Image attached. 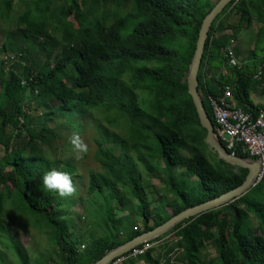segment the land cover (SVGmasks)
I'll return each mask as SVG.
<instances>
[{
    "label": "trees",
    "instance_id": "1",
    "mask_svg": "<svg viewBox=\"0 0 264 264\" xmlns=\"http://www.w3.org/2000/svg\"><path fill=\"white\" fill-rule=\"evenodd\" d=\"M60 1L65 7L58 13L53 6ZM219 1L0 0V19L5 24L13 22L19 2L25 6L17 29L0 49L1 57L9 56L8 66L0 63V242L4 238L13 242L21 264H30V257L9 236L8 203L20 214L16 213L18 218L32 215L51 229L61 264L86 258L95 263L166 220L245 182L247 170L220 162L215 153V161L208 156L213 151L205 142L207 132L187 87L201 27ZM232 16L238 19L227 27L232 36L217 38ZM254 25L259 30L249 56L253 66L243 73L233 47L238 36ZM229 49L239 66L230 65ZM31 75L34 81L23 87ZM227 87L237 108L253 116L264 112V106H255L251 99L252 92L264 96V0H234L209 31L198 92L215 128L207 100L222 99ZM28 95L49 112L40 131L32 129ZM52 102L57 105L54 110ZM97 108L116 115L113 124H121L124 136L102 129L96 141L94 160L100 173L89 174L87 193L97 209L86 214L89 226L101 229L102 236L89 235L81 251L69 233L71 218L60 211L62 205L75 203L61 195L76 168L68 162L65 177H60L59 162L48 163L39 147L53 149L56 137L49 124L55 111L65 116L69 111L74 115L76 109ZM144 174L163 184L173 200L154 208L140 195ZM114 200L120 207L137 200L134 211L141 225L131 217L112 216ZM121 234L125 239L120 240ZM169 235V241L158 248L119 264H264V177L242 197L185 220L149 244ZM211 248L217 255L214 262L204 258ZM0 258L4 262L1 254Z\"/></svg>",
    "mask_w": 264,
    "mask_h": 264
},
{
    "label": "rangeland",
    "instance_id": "2",
    "mask_svg": "<svg viewBox=\"0 0 264 264\" xmlns=\"http://www.w3.org/2000/svg\"><path fill=\"white\" fill-rule=\"evenodd\" d=\"M218 1V0H215ZM65 4L60 1L53 8L59 13ZM25 6L23 3H18L15 8V16L13 17V22L5 24L0 19V49L3 47L7 41L9 34L17 29L16 22L18 18L24 13ZM111 20L108 21L110 23ZM28 49H32V45L28 46ZM260 55V53H258ZM1 57V56H0ZM1 57L0 63L2 62ZM25 63V62H24ZM244 66L243 73H248L249 67L253 66V63L248 58H244L241 61ZM145 99L142 97V100ZM251 99L255 106H264V96L261 93H251ZM27 105H30L32 117L34 118V125L32 129L35 131H40L42 129L43 123L47 119L49 112L42 107L41 103L34 100V96H27ZM56 103L52 102L51 107L56 108ZM144 108V106H142ZM86 110H75L74 115L72 112H67L62 115L60 112L53 113V121H50L49 128L53 132V136L56 139L53 141V149H48L45 147H39L43 153V159L48 163L54 164L59 162V175L60 177H65L63 169L66 167L67 163L70 162L75 166L76 172L74 175L68 176L73 179L65 188H63L64 193L62 197L68 196L66 200L68 202L75 200L74 204L62 205L60 208L64 210L67 214V218H71L69 233L72 237V241L77 242L78 248L83 251L85 247L86 239H88L92 233L96 239L102 236V230L99 228H92L90 225V219L87 216L88 213L92 214L97 206L94 200H89L88 191V180L89 174L100 173V167L94 160L95 152L98 148L97 140L102 136V129L117 134L121 137L124 136L123 130L120 128L119 124H113L115 114L104 113L102 109L97 108L91 112ZM112 122V123H110ZM117 128H115V126ZM25 134L22 135L24 139ZM22 140V139H21ZM107 147H116L113 144L107 145ZM117 148V147H116ZM121 151L117 150L116 155L121 156ZM131 158H135L133 154H129ZM208 156L215 161L214 152L209 151ZM3 157V152H0V158ZM212 162V161H211ZM254 163V162H252ZM137 167V172L142 173V167L138 162H135ZM50 178V177H48ZM69 178V179H70ZM140 195L144 197L148 202L152 204L154 208H158L161 204H167L173 200V195L166 192V188L157 179H152L145 174L142 176V184ZM60 196V195H59ZM60 196V197H61ZM61 197V198H62ZM89 202H84L86 200ZM130 199V196H127ZM137 200L133 201L127 206L120 207L118 202L114 200L112 206H115L116 213L111 214L115 217L127 218L131 217L137 220L138 224L141 222V218L136 215L134 207L137 206ZM117 205V207H116ZM119 206V207H118ZM86 210V212H85ZM165 212L167 214L171 213L170 208H166ZM16 213L20 214L14 210V207L8 203V231L9 236L20 243L24 251L30 257V264H61L59 258V251L53 242L52 236L53 232L48 229L46 225H41L39 220L34 216L24 217L22 219L18 218ZM87 213V214H86ZM171 236H167L162 242L156 244L158 248L165 241H169ZM125 239L124 235H120V240ZM13 242L7 240V238L2 239L0 242V254L4 257V262L0 258V264H21L16 251L12 247ZM159 250V249H156ZM162 253L163 252H159ZM207 260L215 261L217 258L214 249H209L204 252V258ZM76 264H93L89 258L83 259ZM144 264V263H140Z\"/></svg>",
    "mask_w": 264,
    "mask_h": 264
},
{
    "label": "water",
    "instance_id": "3",
    "mask_svg": "<svg viewBox=\"0 0 264 264\" xmlns=\"http://www.w3.org/2000/svg\"><path fill=\"white\" fill-rule=\"evenodd\" d=\"M233 1L234 0H220L218 4L214 7L212 12L204 20L199 33V38L196 45V51L189 68V73L187 77V87H188V93L192 98L194 107L198 114L200 125L207 132V138L205 141L207 146L216 154L217 159L220 162H224L235 168L247 170L249 172L248 177L246 178L245 182L236 189L229 191L213 200L207 201L205 203L199 204L197 206L191 207L181 212L180 214L172 217L169 221H166L162 225L154 228L153 230L143 233L135 237L131 241L108 252L100 260L96 261L93 264H111L115 259L122 256L124 253H127L132 248L142 243L153 241L156 238L163 236L164 234L168 233L172 228H174L176 225L184 222L185 220H188L192 217L201 215L208 211L215 210L226 204H229L230 202L242 197L251 188L257 175L253 173L252 167H255L258 173V169H259L258 165L256 163L243 160L238 156H236L235 154L228 153L224 149V147L216 140L213 124L205 111L203 101L198 92V75L200 72L209 31L213 23L216 21V19Z\"/></svg>",
    "mask_w": 264,
    "mask_h": 264
},
{
    "label": "built area",
    "instance_id": "4",
    "mask_svg": "<svg viewBox=\"0 0 264 264\" xmlns=\"http://www.w3.org/2000/svg\"><path fill=\"white\" fill-rule=\"evenodd\" d=\"M227 59L232 67L238 63L234 58L232 50L227 51ZM9 56H5L2 62L8 66ZM35 76L23 81L22 86H29ZM208 103L212 110L213 119L216 123L215 138L224 149L237 156V152L246 155L251 162L258 165V173L252 188L257 186L264 177V112L255 116L244 112L231 103V89L225 88L224 96L220 100L208 97ZM152 241L142 243L141 248H132L127 254L120 256L114 264H119L127 259H137L144 255L156 244H149ZM141 245V244H140ZM139 246V245H138Z\"/></svg>",
    "mask_w": 264,
    "mask_h": 264
},
{
    "label": "crops",
    "instance_id": "5",
    "mask_svg": "<svg viewBox=\"0 0 264 264\" xmlns=\"http://www.w3.org/2000/svg\"><path fill=\"white\" fill-rule=\"evenodd\" d=\"M238 19L232 16L229 21L225 24L224 29L226 30L224 33L217 35L219 38L221 35L226 34L227 36H232V33L227 29L229 25H233L237 23ZM259 27L254 25L250 30L242 32L237 41L235 42L234 49L236 53V58L240 62L244 58H248L250 54L255 50L256 38ZM144 263L143 261L137 262L136 264ZM145 264V263H144Z\"/></svg>",
    "mask_w": 264,
    "mask_h": 264
},
{
    "label": "bare ground",
    "instance_id": "6",
    "mask_svg": "<svg viewBox=\"0 0 264 264\" xmlns=\"http://www.w3.org/2000/svg\"><path fill=\"white\" fill-rule=\"evenodd\" d=\"M238 66H239V64H238ZM231 87V86H230ZM213 128H214V132H215V127L213 126ZM6 154V153H5ZM247 161H250L251 162V160L249 159V160H247ZM252 167V166H251ZM252 170H253V173L256 175L257 174V169L255 168V167H252ZM255 181V180H254ZM90 200V199H89ZM167 221V220H166ZM130 251V250H129ZM128 251V252H129ZM125 254H127V253H124L123 255H125ZM122 255V256H123ZM114 262V261H113Z\"/></svg>",
    "mask_w": 264,
    "mask_h": 264
}]
</instances>
